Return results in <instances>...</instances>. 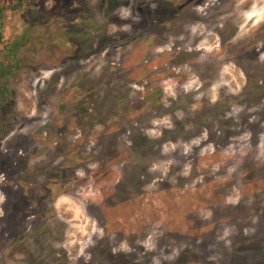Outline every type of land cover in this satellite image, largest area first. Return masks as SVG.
I'll list each match as a JSON object with an SVG mask.
<instances>
[{"label":"rangeland","instance_id":"374dc122","mask_svg":"<svg viewBox=\"0 0 264 264\" xmlns=\"http://www.w3.org/2000/svg\"><path fill=\"white\" fill-rule=\"evenodd\" d=\"M0 264H264V0H0Z\"/></svg>","mask_w":264,"mask_h":264}]
</instances>
